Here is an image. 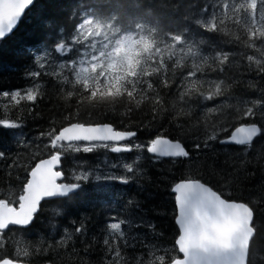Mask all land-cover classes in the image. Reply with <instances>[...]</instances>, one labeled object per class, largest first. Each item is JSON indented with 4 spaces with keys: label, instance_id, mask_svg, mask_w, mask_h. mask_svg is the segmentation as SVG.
Here are the masks:
<instances>
[{
    "label": "snow or ice",
    "instance_id": "obj_1",
    "mask_svg": "<svg viewBox=\"0 0 264 264\" xmlns=\"http://www.w3.org/2000/svg\"><path fill=\"white\" fill-rule=\"evenodd\" d=\"M32 5L26 0L0 25V42L15 34ZM155 7L170 6L156 0ZM171 7L180 11L178 27L124 25L119 12L94 9L42 20L61 33L67 23L74 27L31 54L21 73L23 87L0 89V162L12 159L5 140L20 145L28 119H43L39 106L52 105L46 129L24 143L25 155L12 159L8 186L0 191V264L50 259L69 241L75 248L81 237L86 256L99 249L92 264H255L256 254L264 253V183L259 192L243 190L258 170L264 181V64L251 63L257 51L264 52V0H187L182 9L179 3ZM238 56L246 59L237 62ZM233 63L241 70L226 79ZM150 67L159 70L145 75ZM202 112H215L214 123H202ZM99 150L105 159L93 161ZM210 153L231 162L205 179L198 162ZM157 164L169 165L161 180L174 205L170 236L157 231L152 193L141 184L142 199L122 202L143 213L140 223L105 220L102 235L89 239L87 218L72 210L89 204L90 190L139 182ZM40 165L50 188L33 198ZM49 208L51 232L41 220ZM70 216L76 219L68 221ZM65 221L71 231H61ZM226 224L231 230L221 231ZM134 226L144 229L143 240L130 237Z\"/></svg>",
    "mask_w": 264,
    "mask_h": 264
},
{
    "label": "trees",
    "instance_id": "obj_2",
    "mask_svg": "<svg viewBox=\"0 0 264 264\" xmlns=\"http://www.w3.org/2000/svg\"><path fill=\"white\" fill-rule=\"evenodd\" d=\"M169 4V8L158 9L155 7L156 0H36L34 5L25 14L20 22L18 29L15 34L9 36L0 45V89L5 88H16L23 87L25 80L21 73L25 66L30 61L31 54L36 52L38 49H42L46 45H51L61 35H70L74 27V24L67 23L64 25V32L61 33L58 28H45L42 20L44 18L63 19L69 16L73 10H77L80 13H86L90 9H94L100 12H119L120 22L124 25H128L135 21L145 22H159L160 24L168 27L180 26L179 18L180 11L172 8L171 6L179 3L181 9L187 0H166ZM203 2V0H199ZM152 9L153 11H149ZM75 19V17H73ZM47 22H45L46 24ZM188 60L189 65L193 62L187 56L184 58ZM246 59L244 57H237V62ZM256 60H260L261 64H264V52L257 51L253 56L252 67H256ZM230 72L225 74V78L228 79L230 76L238 74L241 70L238 63L229 65ZM245 72H248V66L245 64ZM215 75V73H213ZM246 75V74H245ZM255 76V73H252ZM261 93H264V78L260 79ZM47 104V101L45 102ZM225 104L228 102L225 101ZM4 103L0 102V111L3 110ZM52 105L45 107L40 105L39 108L43 115V119H37L33 121L31 118L28 119V126L24 129V137L21 138L22 142L20 145H16L14 142L5 140L10 147V156L12 159H16V154L19 153L21 156L24 153V143H30L35 138L39 137L42 129H46V119L50 114ZM217 116L215 112L200 114V121L202 123L211 124L214 123V119ZM35 145H33V148ZM261 144L258 142L255 148H253V154L257 156L260 151ZM12 159L4 162H0V191L4 190L8 186V173L12 167ZM105 159L103 150H99L95 156L92 157L93 161H103ZM226 160L228 163H226ZM231 157H225L224 155H217L216 153H210L207 157L201 155L198 162L200 173L204 175L205 179H210L209 174L213 170L219 171L220 169H227L230 165ZM99 166V165H98ZM169 167L167 164H157L155 167L148 166L146 168V176L142 177L139 182H131L129 185L115 184L113 187L103 193H95L90 190L88 197L89 204L83 206L78 210H72L74 214L78 215L81 220H85V223L89 229L87 236L89 239L94 237H100L102 235L101 229L103 222L110 219H124L125 217L132 218L137 224L140 223V213L137 210L125 208L123 201H126L130 196H135L137 199H142L146 193L138 192V188L141 184L145 185L152 193V198L149 207L156 209L155 212L151 213L152 217H156L153 223L158 225L157 231L163 230L165 233L172 232L171 223V209L173 208V202L171 200V194L165 189V184L162 182V176L165 175L166 169ZM165 171V172H163ZM13 177L15 172L12 173ZM264 181L261 180L259 170L257 174L250 179H247L243 183L244 191H257L259 192L261 184ZM52 208H49L44 213V217L41 218L42 225L47 228L50 232L52 231L49 227V221L47 219L50 216ZM145 218H148L147 216ZM76 219V216H70L68 221ZM65 221L61 226V231L67 228L71 231V226ZM52 224H57V221L53 220ZM41 227V225H37ZM127 230V229H126ZM131 236H139L141 240L145 238L144 229L136 231L135 226L130 233ZM148 239L152 238V233H147ZM59 239V237H57ZM81 242L75 244V248L72 247V242L69 241V245L65 249H60L59 252L53 251L51 257L40 258L32 263H53V264H92L99 259V249H93L87 256L85 255L83 243L84 237H81ZM170 239V237H169ZM50 242V241H49ZM161 243V241H156ZM167 240L163 241L166 244ZM115 245L113 244V247ZM129 250V258L132 255ZM256 264H264V253L256 254ZM117 264H124L122 260L117 261Z\"/></svg>",
    "mask_w": 264,
    "mask_h": 264
},
{
    "label": "water",
    "instance_id": "obj_3",
    "mask_svg": "<svg viewBox=\"0 0 264 264\" xmlns=\"http://www.w3.org/2000/svg\"><path fill=\"white\" fill-rule=\"evenodd\" d=\"M35 1L36 0H33V5H34ZM25 2H26V0H0V25H2L7 18H9L11 15H13L16 12V10L20 4H23ZM32 6H30V8ZM30 8L28 10H26L25 14L30 10ZM25 14H24V16H25ZM23 17H22V19H23ZM19 25H18V27H19ZM6 38H8V37H6ZM1 43L2 42H0V45H1ZM38 168L41 169V175L39 177V181H38L37 185L32 190V197L33 198H38L40 195L45 194L48 191V189L50 188L47 171L44 169L43 165L38 166ZM0 203H2V202H0ZM3 221H4L3 212H2V210H0V226H2ZM231 228H232V225L226 224L222 227L221 231L227 232V231H230ZM182 236H183V233H182ZM185 247H186V244L181 243V249L184 250ZM32 264H53V263H32ZM179 264H183V262H179Z\"/></svg>",
    "mask_w": 264,
    "mask_h": 264
},
{
    "label": "clouds",
    "instance_id": "obj_4",
    "mask_svg": "<svg viewBox=\"0 0 264 264\" xmlns=\"http://www.w3.org/2000/svg\"><path fill=\"white\" fill-rule=\"evenodd\" d=\"M152 57L151 56H149V57H147V59H151ZM164 67V65H160V68H163ZM159 69L158 68H152V67H150L149 69H146L145 70V72H144V74L145 75H151L152 73H154V72H156V71H158ZM261 260H264V259H261ZM255 264H256V259H255Z\"/></svg>",
    "mask_w": 264,
    "mask_h": 264
}]
</instances>
